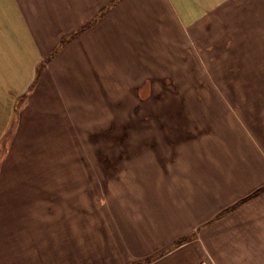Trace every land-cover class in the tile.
Returning <instances> with one entry per match:
<instances>
[{
    "label": "crops",
    "instance_id": "obj_1",
    "mask_svg": "<svg viewBox=\"0 0 264 264\" xmlns=\"http://www.w3.org/2000/svg\"><path fill=\"white\" fill-rule=\"evenodd\" d=\"M0 6L7 12L0 15L4 34L10 38L17 20L32 46L27 76L7 88L1 131L15 122L22 100L20 112L29 106L41 114L48 89L59 106L92 107L93 115L96 106L113 104L108 91L148 83L215 94L164 99L185 107L176 117L186 124L171 130L166 162L152 153L119 179L118 199L105 197L104 225L79 226V211L63 204L64 195L26 191L31 178L13 179L21 193L2 189L11 183L0 178V264H264V77H234L245 70L264 75V64L231 65L221 70L231 79L214 78L201 46L210 40L207 26L230 9L247 13L235 25L264 26V0H0ZM237 40L248 48L259 41ZM57 48L26 94L38 65ZM241 83L247 97L224 91ZM64 91L80 100L65 101ZM196 104L199 111L188 110ZM55 117L63 123V112Z\"/></svg>",
    "mask_w": 264,
    "mask_h": 264
},
{
    "label": "rangeland",
    "instance_id": "obj_2",
    "mask_svg": "<svg viewBox=\"0 0 264 264\" xmlns=\"http://www.w3.org/2000/svg\"><path fill=\"white\" fill-rule=\"evenodd\" d=\"M5 7L9 10L7 6ZM2 8L0 6V15L2 13L6 15L7 12L4 9L3 12ZM246 16L247 13L242 10L230 9L223 12L218 22L207 26L211 41L201 43L204 50L202 54L207 58V64L211 67L214 78L231 79L233 77L231 74L227 75L221 71L222 69L225 71L231 65L241 67L248 64L257 66L264 64L263 57L248 56L249 53L264 54V26H247L243 23L239 26L235 25L243 21ZM1 24L0 18V67H7L5 68L7 72L0 71V126H3L1 119L6 109L7 88L18 86L27 76L30 70L32 46L22 31L19 21L16 20L15 29L9 32L10 38L4 34L6 27ZM254 31H258L257 36H254ZM238 37L243 40L259 39V41L255 40V48L252 46L248 48L247 42H239ZM60 49L52 51V54L38 65L35 80L26 94L33 91L37 78ZM216 66L220 68L218 71L215 70ZM193 75L195 77L193 76L192 81L199 82L198 74ZM234 77L239 82L263 81L264 75L246 74L245 70L244 73L236 74ZM48 82L53 84L49 80ZM226 85L224 88L228 86ZM242 86L239 85V89L235 90H223L230 98L247 97L248 86L246 83ZM42 92L48 99L47 102L42 99L39 107L41 114H32L29 106L20 112L22 100L15 106V122L10 123L8 130H0L2 135L0 178L9 179L11 183L3 186L2 189L21 193L24 187L14 185L13 179L31 178L34 184L42 185L26 186V191L28 187L32 189V194H48L55 197L64 195L63 204L79 211V214L74 212V219L79 222L78 225L95 223L96 227L104 225L106 198L108 197L107 202L118 199L116 196L119 194V179L134 174L137 161L150 160L153 157L152 153H155L157 160L167 161L168 149L171 147L169 134L172 129H183L186 122H181L176 117L182 114L181 110L185 107L164 104V99L181 100L187 96L186 94L191 98L210 97V95L215 97L214 90L200 89L197 94L195 91L190 93L191 91L162 88V85L159 89L158 84L148 83L142 90L128 88L108 91L110 98H105L113 104L96 106L93 115L92 107L84 109L82 106H59L56 102L58 99L52 97L51 90ZM69 92L64 91L65 96L69 97L68 100L65 98V101L80 100L78 94ZM83 92L87 95V91ZM188 110L199 111L200 106L196 104ZM60 112H63V123L55 117L56 114L59 116ZM17 119H21L19 123ZM18 128L19 136H14L15 129ZM93 217L95 221L92 222ZM100 230L103 231L101 228Z\"/></svg>",
    "mask_w": 264,
    "mask_h": 264
},
{
    "label": "trees",
    "instance_id": "obj_3",
    "mask_svg": "<svg viewBox=\"0 0 264 264\" xmlns=\"http://www.w3.org/2000/svg\"><path fill=\"white\" fill-rule=\"evenodd\" d=\"M258 193V191L255 193V194H257ZM254 194V195H255ZM242 203V201L241 202H239L235 207H237L239 204H241ZM235 207H233V208H235ZM144 263V262H143ZM143 263H137V264H143Z\"/></svg>",
    "mask_w": 264,
    "mask_h": 264
}]
</instances>
